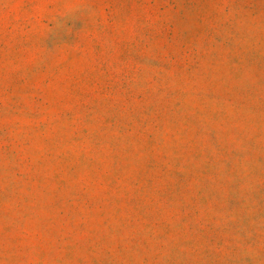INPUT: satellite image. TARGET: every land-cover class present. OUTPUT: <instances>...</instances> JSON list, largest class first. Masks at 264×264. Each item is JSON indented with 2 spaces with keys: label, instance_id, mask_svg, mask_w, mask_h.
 <instances>
[{
  "label": "rangeland",
  "instance_id": "obj_1",
  "mask_svg": "<svg viewBox=\"0 0 264 264\" xmlns=\"http://www.w3.org/2000/svg\"><path fill=\"white\" fill-rule=\"evenodd\" d=\"M0 264H264V0H0Z\"/></svg>",
  "mask_w": 264,
  "mask_h": 264
}]
</instances>
